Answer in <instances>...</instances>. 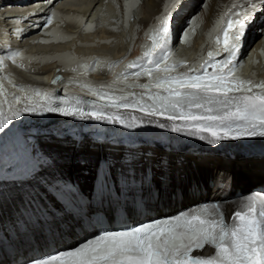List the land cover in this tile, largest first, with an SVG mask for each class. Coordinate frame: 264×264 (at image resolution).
Here are the masks:
<instances>
[{
	"label": "snow or ice",
	"instance_id": "obj_1",
	"mask_svg": "<svg viewBox=\"0 0 264 264\" xmlns=\"http://www.w3.org/2000/svg\"><path fill=\"white\" fill-rule=\"evenodd\" d=\"M179 3L180 0H166L162 15L146 33L149 42L143 45L142 56L127 63L122 71L115 74L111 84L92 85L89 82L83 85L96 98L91 102L77 99L53 104L44 89L34 91L35 102L31 95L15 91L9 98L2 78L12 74L6 72L5 63L17 62L16 58L21 53L16 51L0 57V131L7 126L5 108L11 114L7 117L11 120L24 113L58 112L110 123H125L121 111L124 110L143 114L139 121L131 116L132 122L144 123L143 117H151L147 122L156 123L157 117H164L173 122V131L208 133L213 142L264 136V82L242 77L238 72L242 65L237 62L255 3L250 9L235 10L236 0H232L216 20V28L209 33V38L214 39L213 46L206 55L202 49L198 62L193 65H188L186 60L175 59L171 52V17ZM54 19L60 17L52 12L44 21L45 27ZM13 23L19 25L22 21L16 19ZM194 25L195 17L189 20L182 33V42H190L196 30ZM58 31L51 35H57ZM16 32L22 34L23 29L18 27ZM218 56L223 59L217 60ZM27 59L25 57L19 62L21 67ZM91 61L95 70L101 58H91ZM76 63L79 68L67 70L82 73L83 65L88 61ZM105 63L119 65L123 61ZM209 67L213 69L211 73L208 72ZM181 68L185 70L180 71ZM132 69L136 71H130ZM141 77H147L149 82L139 83ZM130 78L134 82H129ZM60 79L57 77L53 84ZM8 82L16 87L11 80ZM73 82L68 81L69 84ZM75 82L79 83V80ZM120 84L124 87H116ZM137 87L144 91L139 94L132 91ZM254 89L259 91L254 93ZM159 126L165 125L160 123ZM200 138L208 137L201 135ZM206 245L214 249L212 254H204ZM34 264H264V206L257 212L255 207L242 203L227 222L220 206L213 205L211 209L205 206L195 212L124 230L105 231L75 248L49 254Z\"/></svg>",
	"mask_w": 264,
	"mask_h": 264
},
{
	"label": "bare ground",
	"instance_id": "obj_2",
	"mask_svg": "<svg viewBox=\"0 0 264 264\" xmlns=\"http://www.w3.org/2000/svg\"><path fill=\"white\" fill-rule=\"evenodd\" d=\"M134 1L139 6L133 12L132 19H128V22L125 23L126 28H113V23L107 19L102 20L103 22L100 23L103 24L104 28H98L93 32L86 33L78 29L77 23L71 24L73 26L63 23L57 29L52 26L51 33L59 30L57 35H52V43L42 42L46 40L35 35L39 32V29L37 30L38 27L29 29L27 26L20 27L23 32L22 34H17L16 29L18 26L16 25L17 28L16 26L12 27L11 33H8L0 20V57L16 51L21 53V56L16 58L17 62L7 61L5 63L6 72H11L12 74L10 77L6 75L2 78L5 93L9 98L13 91L21 95H31V99L35 102L34 91L36 89H44L47 90L49 102L53 104L57 102L68 103L75 101L78 97L77 92L83 95V100L84 96L91 95L89 89L83 87L85 83L91 82L92 85L111 84L115 79V74L122 71L127 63L142 56L143 45L149 42L146 33L149 32L151 26L156 22V18L162 15L166 3V0ZM27 2L28 0H0V12L8 10L4 6L12 4L22 5ZM253 2L255 3V10L252 17H257L264 13V0H240L235 10L250 9ZM117 3H119V0H115V6L111 10L114 17H117ZM230 3H232L231 0H180L178 7L172 13L170 30L173 29L181 11L188 8L199 9L202 19L201 31L194 39L192 46L188 48L189 55L187 59H194L192 62L187 63L188 65L198 62L202 49L206 55V52L213 46L214 39L209 38V33L216 28V20ZM100 4L101 0H81L76 5L74 4L73 7L80 8L83 17L87 15L92 17L98 13ZM202 5L207 6L202 7ZM21 12L23 17L33 14V12L28 11ZM37 12L39 10L36 11V14ZM8 13L11 14V12ZM36 18H39V15ZM39 19H43V17ZM29 21L37 24L39 20L33 19ZM27 50H31V52L26 56L24 53ZM75 54L78 55L75 56ZM66 55L72 57L66 58ZM25 57L28 59L24 61V66L21 67L19 62ZM257 57H259V54H257ZM91 58H101V63L95 66V70L92 68ZM216 59L220 60L223 57L218 56ZM77 61H89L83 65L82 73L67 70L72 67L79 68L80 65L76 63ZM105 61H123V63L119 65L115 63L106 64ZM179 70L184 71L185 69L181 68ZM130 71H136V69ZM212 71V67H209L208 72L211 73ZM57 77L61 78L60 81L53 84ZM253 77L255 80L264 82V66H257ZM9 80L16 85L15 88H13V84L8 82ZM69 80L74 82L69 84ZM76 80H79V83H76ZM129 82H134L133 78H130ZM138 82L143 84L148 83L149 80L147 77H141ZM116 87L123 88L124 85L120 84ZM60 89L64 90L63 93H66V90H72L77 96H65L63 93H59ZM136 90L143 89L138 87L132 89L134 92ZM85 108L89 110L86 105ZM5 113L7 126L0 131V137L8 139L12 137L13 142L11 143L8 140L11 148H7L4 152L6 155L0 157V164H7V158L14 156L21 149H25L34 155L41 154L50 163H56L57 165L73 162L74 157L83 154L87 155V157L82 156L79 161L88 163L91 160L89 155H95L98 152V148L90 145V143H82L76 147L75 142L67 133L68 130L75 128L78 121L88 118L82 119L74 115L65 116L58 112H44L43 114L24 113L17 119L11 120L7 118L11 114L7 112L6 108ZM140 119L138 118L137 121ZM143 119L145 122L138 124L142 138L127 139L126 143L118 148L121 156L126 154L121 152H125L127 147L132 146V153H135L133 155L134 159L142 163H152L155 169L160 166H169L173 171L177 168L176 164L180 163V168L183 169L181 173L184 174V180L181 184L186 183L188 181L187 178L193 174V177L198 180H203L208 175H213L214 181L208 192L214 197L222 194L227 184L232 188H240L245 191L264 178V160L252 159L232 162L211 157L193 158L183 156L182 159L178 155H170L172 151L165 146L157 147L154 138L157 136L158 131H171L172 125L168 121L157 120L156 123H148L147 121L150 118ZM160 123L165 126L160 127ZM115 124L118 129L123 130L121 128L123 123ZM123 132L127 131L123 130ZM107 145L111 146V143H107ZM183 160L187 163L191 162L190 160L196 161V166L194 167L187 163L182 164ZM67 167L72 168L71 165ZM233 174L236 175L237 179H234ZM8 187V185L0 183V191Z\"/></svg>",
	"mask_w": 264,
	"mask_h": 264
},
{
	"label": "rangeland",
	"instance_id": "obj_3",
	"mask_svg": "<svg viewBox=\"0 0 264 264\" xmlns=\"http://www.w3.org/2000/svg\"><path fill=\"white\" fill-rule=\"evenodd\" d=\"M250 188H251V187H250ZM250 188H249V189H250ZM247 190H248V189H247Z\"/></svg>",
	"mask_w": 264,
	"mask_h": 264
}]
</instances>
